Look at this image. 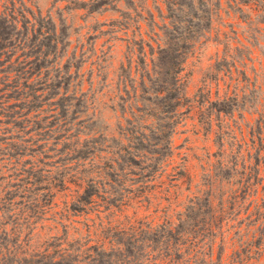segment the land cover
I'll use <instances>...</instances> for the list:
<instances>
[{
	"label": "rangeland",
	"instance_id": "1",
	"mask_svg": "<svg viewBox=\"0 0 264 264\" xmlns=\"http://www.w3.org/2000/svg\"><path fill=\"white\" fill-rule=\"evenodd\" d=\"M9 2L51 14L60 27L66 26L68 54L76 53L71 71L80 66L75 80L85 94L77 93L82 101L75 126L82 139H96L104 150L100 159L86 154L85 166L73 159L59 165V155L44 158L43 149L34 153L33 159L54 164L52 176L65 175L71 191L58 193L61 206L63 194L76 189L78 172L105 167L110 155L105 151L119 140L126 144L120 126L135 102L133 85L138 88L146 74L144 63L150 64L148 44L156 48L155 33L162 34L165 0H1ZM92 4L98 6L89 12ZM210 14L208 28L195 33L177 61L176 86L188 100L175 106L172 101L167 113L142 115L143 148L126 150L123 173H113L118 181L109 179L99 194L108 197L114 220L123 223L125 218L177 223L182 213L188 233L181 252L190 264H264V0H219ZM2 121L0 116L1 187L12 173L8 153L25 146L21 139L28 137ZM26 154L24 159L31 158ZM194 196L199 209L187 210ZM37 233L35 241L46 236V230Z\"/></svg>",
	"mask_w": 264,
	"mask_h": 264
},
{
	"label": "trees",
	"instance_id": "2",
	"mask_svg": "<svg viewBox=\"0 0 264 264\" xmlns=\"http://www.w3.org/2000/svg\"><path fill=\"white\" fill-rule=\"evenodd\" d=\"M90 3L82 2L79 8ZM218 3L165 0L163 37L155 33L156 48L148 44L150 64L144 63L146 74L138 88L133 85L135 102L129 105L128 116H123L120 126L126 144L119 140L118 146L105 151L110 154L105 167L95 166L87 174L78 172L79 176H74L77 182H73L76 189L63 194L59 206L58 193L71 191L65 175L52 176L54 164L33 159L34 153L43 149L44 158L59 155L55 161L61 162L59 165L73 159L85 166L86 154L100 159V152H104L98 140L82 139L75 126L82 101L79 98L85 96L81 81L75 80L81 68L75 66L71 71L76 53L68 54L70 40L65 25L60 27L51 14L42 15L24 6L16 8L13 2L7 6L0 0V116L5 118L2 123L21 128L28 135L21 139L26 145L13 150V154L9 152L6 158L12 173L10 181L0 186V264H190L191 259H183L181 252L188 233L183 228L182 213L177 223L144 224L131 218L123 223L114 220L108 197L99 193L106 191L102 188L106 189L109 179L113 184L118 181L112 178L113 173H123L126 150L138 153L143 148L142 115L167 113L172 101L175 106L181 99L188 100L176 86L177 61L184 53L181 49L197 37L195 33L208 28L211 7ZM95 4L89 12L96 9ZM151 23L154 26L153 19ZM141 39L143 46L145 41ZM125 94L130 95V90L125 89ZM126 95L121 97L133 100ZM122 107L125 109L126 104ZM45 148L53 154L48 155ZM27 151L31 158L24 159ZM127 162L130 164V160ZM85 180H89L87 188H83ZM190 201L186 209L197 211L199 197ZM205 203L210 208L207 196ZM76 216L82 220H74ZM42 230H46V236L35 241Z\"/></svg>",
	"mask_w": 264,
	"mask_h": 264
}]
</instances>
